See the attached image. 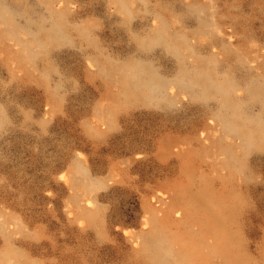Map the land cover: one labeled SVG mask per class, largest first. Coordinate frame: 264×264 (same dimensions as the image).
Wrapping results in <instances>:
<instances>
[{
	"label": "rangeland",
	"instance_id": "obj_1",
	"mask_svg": "<svg viewBox=\"0 0 264 264\" xmlns=\"http://www.w3.org/2000/svg\"><path fill=\"white\" fill-rule=\"evenodd\" d=\"M0 264H264V0H0Z\"/></svg>",
	"mask_w": 264,
	"mask_h": 264
}]
</instances>
